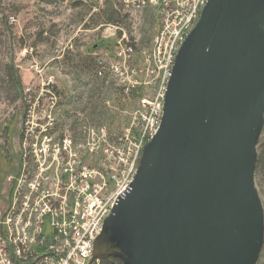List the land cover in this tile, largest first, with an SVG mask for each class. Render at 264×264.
Returning <instances> with one entry per match:
<instances>
[{
  "label": "water",
  "instance_id": "water-1",
  "mask_svg": "<svg viewBox=\"0 0 264 264\" xmlns=\"http://www.w3.org/2000/svg\"><path fill=\"white\" fill-rule=\"evenodd\" d=\"M264 0H207L175 55L160 124L94 243L105 264H256Z\"/></svg>",
  "mask_w": 264,
  "mask_h": 264
},
{
  "label": "built area",
  "instance_id": "built-area-1",
  "mask_svg": "<svg viewBox=\"0 0 264 264\" xmlns=\"http://www.w3.org/2000/svg\"><path fill=\"white\" fill-rule=\"evenodd\" d=\"M134 8L144 0H121ZM160 13V25L149 51H141L136 63L134 45L112 38L109 54L96 55V76L104 85H115L124 95L153 86V94L138 98L135 132L121 133L100 125L90 129L83 144L49 136L34 140L26 128L17 171L7 176L5 208L0 212V264H100L88 256L116 199L127 190L128 164L136 150L156 133L153 126L155 100L161 98L170 67L175 27L185 26V37L194 27L195 0L153 2ZM113 34V33H111ZM162 71V81H154ZM134 120L131 121V125ZM55 154V162H48ZM27 240H34L32 255H24ZM103 264V263H102Z\"/></svg>",
  "mask_w": 264,
  "mask_h": 264
},
{
  "label": "rangeland",
  "instance_id": "rangeland-1",
  "mask_svg": "<svg viewBox=\"0 0 264 264\" xmlns=\"http://www.w3.org/2000/svg\"><path fill=\"white\" fill-rule=\"evenodd\" d=\"M157 1L134 8L121 0H0V157L2 151L10 160L13 156L11 161L0 158V177L15 167L18 159L16 154H9L18 149L21 118L17 110L21 102L19 91L11 76L15 70L27 100L40 102L47 97L43 100L47 105L46 112L42 111L45 119L49 77L54 76L62 97L75 86L74 78L82 77L91 83L89 88L98 104L102 126L115 133L137 130L138 98L143 94L151 96L153 86L121 96L117 86L104 85L103 78L97 85L90 80L95 75V56L110 53L112 38L131 42L139 63L141 51H149L160 25L159 10L153 7ZM154 81H162V71H155ZM112 113L115 122L110 120ZM256 149L254 180L264 210V126ZM129 174L127 170L126 175ZM6 177L0 189V212L5 208L8 192ZM256 264H264V235Z\"/></svg>",
  "mask_w": 264,
  "mask_h": 264
},
{
  "label": "flooded vegetation",
  "instance_id": "flooded-vegetation-1",
  "mask_svg": "<svg viewBox=\"0 0 264 264\" xmlns=\"http://www.w3.org/2000/svg\"><path fill=\"white\" fill-rule=\"evenodd\" d=\"M93 80H90L93 84H99V78L96 74H92ZM54 76L51 75L48 81V119L43 118V113L47 107L41 99L40 102H31L27 100L23 94L21 84L18 82L16 91H19L18 99L21 101L17 105V110L21 115L19 119L20 130L17 135V151H13L9 154H16L18 157L15 166L17 171L20 154H22V138L26 131V128L30 129L34 133V138L39 140V135L49 136L50 138H56L59 141L67 139L72 140L73 143L83 144L86 139L87 132L90 129L94 134L99 131L101 125V115L98 104L95 103L96 99L93 96L92 88L87 78L75 77V86L68 88L66 93L59 92L58 87L55 86ZM72 81V82H73ZM73 82V83H74ZM26 91H30V88H26ZM68 92L70 94H68ZM46 106V107H45ZM46 112V111H45ZM114 120L113 113L110 116V120ZM38 134V136H37ZM3 154L2 161L11 160L8 155ZM50 155V154H48ZM8 165V164H7ZM9 168V165H8Z\"/></svg>",
  "mask_w": 264,
  "mask_h": 264
},
{
  "label": "bare ground",
  "instance_id": "bare-ground-1",
  "mask_svg": "<svg viewBox=\"0 0 264 264\" xmlns=\"http://www.w3.org/2000/svg\"><path fill=\"white\" fill-rule=\"evenodd\" d=\"M195 1H196V5H198L197 10L195 11V21L197 22L200 12L207 0H195ZM147 4H151L150 0H144V6H139V7L143 8ZM183 35H185V26L175 27L174 44H173V48L170 49V67H168V74H171L175 55L178 51L180 44L185 38L183 37ZM169 77L170 76H165V82H163V92L161 93V98L155 100L154 113H153L154 114L153 115V126H158L160 124V120L162 116L163 101H164V96H165V91H166V85H167ZM141 151L142 150H136L135 156L132 157V161L130 162V164H128V170L130 174L129 176H127L128 174L126 175L127 177H129L128 180L126 179L127 181H132L136 173ZM48 162H55V154L48 155ZM93 251H94V243H91L88 245V256H92ZM33 252H34V240H27L24 246V255H32Z\"/></svg>",
  "mask_w": 264,
  "mask_h": 264
},
{
  "label": "trees",
  "instance_id": "trees-1",
  "mask_svg": "<svg viewBox=\"0 0 264 264\" xmlns=\"http://www.w3.org/2000/svg\"><path fill=\"white\" fill-rule=\"evenodd\" d=\"M111 19V18H110ZM13 78H14V85H16V87L18 86V82H19V78L17 77V73H16V70L15 71H13V73H12V75H11ZM121 93V92H120ZM121 96H122V93H121ZM257 163V162H256ZM256 167V166H255ZM15 171V167H12L11 168V170H6V171H4V173H3V176H1L0 177V189H1V187H3V182H4V179H5V177L8 175V174H10V172L12 173V172H14ZM114 261L116 262V263H120L119 262V260L118 259H114Z\"/></svg>",
  "mask_w": 264,
  "mask_h": 264
}]
</instances>
